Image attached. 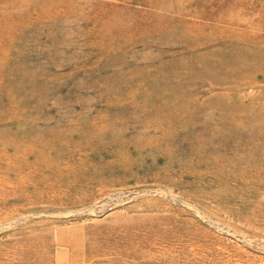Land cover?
Returning <instances> with one entry per match:
<instances>
[{
	"label": "rangeland",
	"instance_id": "1",
	"mask_svg": "<svg viewBox=\"0 0 264 264\" xmlns=\"http://www.w3.org/2000/svg\"><path fill=\"white\" fill-rule=\"evenodd\" d=\"M262 260L264 0H0V264Z\"/></svg>",
	"mask_w": 264,
	"mask_h": 264
},
{
	"label": "bare ground",
	"instance_id": "2",
	"mask_svg": "<svg viewBox=\"0 0 264 264\" xmlns=\"http://www.w3.org/2000/svg\"><path fill=\"white\" fill-rule=\"evenodd\" d=\"M163 193V192H162ZM161 193V194H162ZM146 194H147V192H146ZM172 194V193H171ZM174 198V197H173ZM148 201V200H147ZM133 202V201H132ZM135 202V201H134ZM138 202H139V200H138ZM157 204H158V202H157ZM198 215V214H197ZM203 219V218H202ZM215 224V223H214ZM199 227V226H198ZM225 228V227H224ZM222 229V228H221ZM215 231V230H214ZM224 232V231H223ZM216 233V232H215ZM230 233V232H229ZM64 234V233H63ZM229 235V234H228ZM218 236V235H217ZM230 236V235H229ZM220 237V236H219ZM239 237V236H238ZM238 242V241H237ZM243 244V243H242ZM260 249V248H259ZM255 250V249H254ZM257 251V250H256ZM171 254V253H170ZM84 256V255H83ZM81 259H82V257H81ZM219 260V259H218ZM224 260V259H223ZM243 261V260H242ZM263 262H264V260H262ZM170 262V261H169Z\"/></svg>",
	"mask_w": 264,
	"mask_h": 264
}]
</instances>
